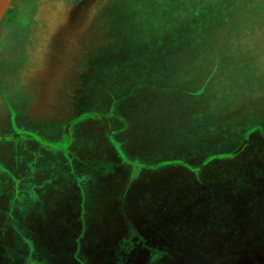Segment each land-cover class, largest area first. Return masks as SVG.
Returning <instances> with one entry per match:
<instances>
[{
    "label": "rangeland",
    "instance_id": "374dc122",
    "mask_svg": "<svg viewBox=\"0 0 264 264\" xmlns=\"http://www.w3.org/2000/svg\"><path fill=\"white\" fill-rule=\"evenodd\" d=\"M263 5L264 0H159L158 23L139 15L127 19L124 26L123 16H111L114 40L113 47L103 56L105 79L98 83L89 81L77 62L81 77L77 79L75 73H64L57 79L62 87L56 85L50 93L56 99L54 95L60 91L58 103L50 100V104L62 107L61 113H66L70 112V106L65 93L83 80L91 85L82 98L86 112L78 118L66 119L70 124L73 122L72 128L57 149L68 150L52 158L56 171L51 174L46 173L45 164L35 169L37 158L33 147L35 150L38 147L35 132L28 130H35L32 126L35 121L42 126L51 124L50 130L44 129L43 133L57 141L61 136L55 132L57 122L61 121L50 117L48 123L44 122L54 110L46 113L40 104L32 102L37 90L35 79H42L47 70L43 68L35 75L36 53L28 43L29 37L35 42V22L26 23L19 36H25V43L19 51L10 47L0 53L3 55L0 105L8 114L3 121L0 116V125L11 124L7 127V133L12 131L9 140L25 135L26 139L18 141L22 146L16 152L19 156L31 154L27 160H20L27 165L21 168L26 174L17 171L0 174V232H4V242L7 240L14 249L4 248L0 264H139L144 258L147 260L144 264H264V169L253 159L264 151L253 144L257 141L261 147L264 133L250 135L254 130L252 126L248 128L251 122L253 126L264 125V104L259 113L261 100L256 91L257 84L264 85ZM238 18H242L240 23ZM165 20H174L179 28L175 31L161 28L162 24L167 25ZM129 28L135 31L133 39L132 35L131 39L126 36ZM139 31L142 33L136 34ZM235 36L252 39L251 44L245 41L241 44L245 50L237 60H243L230 63L222 72L214 70L212 76L230 87L220 86L228 95L227 101L209 91L205 94L206 105L199 103L204 97L199 89L209 78L202 67L213 64L209 63L211 49L202 51H206L208 44L230 48ZM162 61H176L179 65L183 61L178 84H171V87L179 85L180 94L166 91L167 82L153 87L154 79L135 78L145 75L146 69L153 66L157 71ZM142 64L146 68H140ZM196 65L200 72V76H194L195 81L199 80L196 94L187 93L184 87L191 80L187 79L186 72H192ZM218 65L216 62L215 68ZM147 71L151 78L158 75ZM37 82L39 86L41 80ZM258 90L264 93V88ZM43 91L40 87L39 92ZM242 94L246 95L241 109L232 100ZM216 98L221 105L214 104ZM191 99L195 102H189ZM9 104L13 110L6 109ZM91 108L97 109L93 112ZM91 112L108 118L113 133H108L107 138L118 153V156H104L107 150L103 144L96 145V152L104 156L100 161L104 170L93 175L87 173V164L83 163L80 169L73 166L83 158L82 142L99 139L98 128L90 120ZM68 116L60 117L63 120ZM19 121L31 126L24 127ZM1 127L0 136H4ZM247 136L252 141L248 145ZM242 143L245 144L239 153L242 157L234 162L232 172H227L226 168H231L228 162L215 168L206 164V157L210 160L209 157L220 153L217 158L223 159L221 156L225 153L240 150ZM77 146L80 147L76 149ZM8 159L0 145V169H3L2 161L6 163ZM71 164L73 171L69 170ZM201 164L206 165L205 169L198 172ZM19 165L12 163L4 167L13 169ZM69 189L80 190L83 202L80 200L79 207L74 204L77 200ZM127 191L140 195L142 202ZM14 194L19 197L12 200ZM8 199L9 203L17 204L11 210ZM32 201L46 202L49 212L43 205L35 207ZM3 202L8 204L7 208L2 206ZM69 206L83 210V216L81 225L74 223L77 231L67 236L71 228L65 223L77 222L79 218L78 210L69 212ZM72 235L80 238L76 245L67 240ZM23 239L24 246L15 248L14 243L19 244ZM72 251L76 253V260L71 259L73 255L69 257Z\"/></svg>",
    "mask_w": 264,
    "mask_h": 264
},
{
    "label": "flooded vegetation",
    "instance_id": "af4514ba",
    "mask_svg": "<svg viewBox=\"0 0 264 264\" xmlns=\"http://www.w3.org/2000/svg\"><path fill=\"white\" fill-rule=\"evenodd\" d=\"M93 2L94 0H14L9 13L0 23L1 53L2 51L5 52L6 48L10 47L15 48L16 51H19L20 47L25 43V36L19 37L22 34L23 30L20 31L18 27H12V22H9L11 13L14 9H18L20 11V14H23V16H30V22H35V42L31 37H29L28 40V43L34 47L36 53L35 75L38 76L37 72L43 68L47 71L43 74L42 79H35V87H37V90L32 102L35 103V105L40 104L43 110L45 109L46 113L47 111H49V109L50 112L51 109L54 110V113L51 112L49 115H47V118L44 119V122L48 123V118L50 119V117L59 118V121L61 122H57L58 130L55 132V127H52V130L55 133L58 132L60 134L61 138L57 141L54 140L55 142H59L60 144L65 142L68 138L66 135L67 126L70 125V129L72 128L71 125L73 124V122L72 124H70V122H68V120L66 119H68L69 117L70 119L78 118L82 114H84V112H86L83 107L85 104L83 103V99L85 98L87 92H89L88 89L91 85L87 81L84 82L83 80L81 83H78L74 88H72L70 92H66L65 96L66 100L68 101V106H70V112L61 113L62 107L56 108L53 107L52 104H50V100H55L57 101V103L59 101V90H57V93H55L54 95L56 96V99H54L52 95L50 96L53 88L56 85L59 86L57 79L61 78L64 73L66 75L75 73V77L79 79L81 77V74L77 70L76 64L78 62L80 63L81 72L86 79H89V81H96L97 83L101 82L103 79H105V75L102 74V69L105 67V65H103V56L106 52L109 51L108 49L110 47H113L112 38L114 40V37L112 36V32L115 26H113L109 21L110 17L112 16V5H110L108 0L94 3ZM77 58L80 60H77ZM2 59L3 55H0V63ZM40 80L41 82L38 86L37 81ZM42 81H44V83H42ZM96 82L92 83V85L97 84ZM40 87H42L44 90L41 93L39 92ZM6 107V109L8 110L9 108L13 110L11 108V104L6 105ZM1 109L2 114L0 116L1 120L3 121L7 119L6 117L8 116V114L5 111L4 107H2ZM95 109L97 108H91L93 112L96 111ZM93 112L91 113L93 114ZM61 115L69 116L67 118H63L62 120V118L60 117ZM90 120L98 128L97 132L99 135V139H97V141H94L93 139L92 141L82 142L80 151L82 152L83 158L80 162L78 161L76 163H85L89 165L87 173H92L91 175L101 174L103 173L102 171L104 170V168L101 166L99 168H94V162L101 161L105 155L109 157L118 155L114 151L112 142H109L107 138L108 133H113L111 131L108 118L99 113H94ZM18 123L22 124L20 121ZM10 125H0L2 126L1 128H3L2 134H6L4 136H0V145L2 146V148H4V151L9 156V159L6 163H3L2 161V164H4V169L0 171V174L3 171H6L7 173H9L10 171H17L18 173L21 172L22 174H26V172H23V169H21L23 166H21L22 164L20 160H27L25 158H30L31 154L30 152H25L27 155L23 154L22 156H19L20 153L18 152L17 154L16 152L22 146V144L19 145L18 141H20L21 139H26V136L24 135L16 137V139H13L11 137L9 140L8 136H11L12 131L10 133H7V127H10ZM22 125L24 126V124ZM25 126H31V124ZM32 126L35 127V130H28L29 132L32 131L43 138H47L46 134L43 133V130H50L51 124L42 126L41 122L35 121V125ZM16 127L17 126H15V129ZM61 128L62 130H60ZM80 129L81 125L77 132ZM95 142L97 143L95 144ZM7 143L14 147L8 146ZM23 144L27 143L24 142ZM100 144H103L105 150H107V153H105L104 156H101L102 154L99 152L97 153L94 148L96 145ZM79 147L80 146H77L76 149ZM33 148L35 151V146ZM35 153L37 152L35 151ZM74 154H76V152L73 153V155ZM73 155L72 153L70 155L71 161ZM84 156L88 157L85 158ZM12 163L21 164V167L19 169L17 167L13 169H11L10 167H7L6 169L4 167ZM34 166L36 169V161ZM96 170L98 171V173L96 172ZM127 192H129V195H132L131 197L138 196V199L141 200L140 195H136L134 194V192L132 193L130 191ZM140 202H142V200ZM7 205L8 204L6 202L2 203L3 207L7 208ZM15 205L17 204L14 201H11L8 207L11 210ZM155 233L157 235L159 234L157 229H155ZM8 248L11 249L12 245L8 244ZM145 262H147L145 258L143 260H139V264H144Z\"/></svg>",
    "mask_w": 264,
    "mask_h": 264
},
{
    "label": "trees",
    "instance_id": "16d2710c",
    "mask_svg": "<svg viewBox=\"0 0 264 264\" xmlns=\"http://www.w3.org/2000/svg\"><path fill=\"white\" fill-rule=\"evenodd\" d=\"M101 1H107V0H94V2H101ZM236 1L239 2L240 0H236ZM108 2L110 3V5H112V8H111L112 16L120 14L121 16H123L125 18L124 26L127 25V19L129 21L131 18L135 19L139 15H145L149 19H151L154 23L155 22L158 23L157 19L159 18V15H160V10H159V6H158L159 0H108ZM259 9L261 10V7ZM30 21H31L30 16H23V14H20V11L18 9H14L13 10V12L11 13V17L9 19V22H12V27H18L20 30L22 28H24L26 23H29ZM232 21L233 20H230V22H232ZM241 21H242V18H238V23H240ZM165 22L167 23V25L163 26V24H162L161 28L163 27V29H167V30L173 29L175 31L177 28H179L178 24L174 20H165ZM223 28L226 29L225 25H224ZM141 31H143V29ZM141 31L136 32V34L142 33ZM125 32H126V36L129 39H131V35H132V39L134 38L135 31H133V30H131L129 28ZM143 32H145V30ZM145 34H146V32H145ZM215 39H216V37H215ZM244 41L248 42L249 44L252 43V39H250V38H248L246 36H243V37L235 36L234 40H233V43H230V45H232V47H230V48H220V47H218V45L217 46H213V44H208V48L206 49V51H202V53H203V52H207L209 50V48L211 49L209 51V56H210L209 57V63H213V64L209 65L208 67H202L203 73L206 72L205 75H207V72H208L209 78L202 83V85H201V87L199 89L200 90L199 91L200 94H202V93L204 94V97L202 99H199V103L203 102L206 105V98L207 97H205L206 96L205 94L206 93L209 94V91H210L211 95H217L218 94L219 97H220V100L224 99V100L227 101V96L228 95L226 94V91L223 88L220 89V86L222 84H224L226 86V88L227 87L230 88V87L226 83H224V81L219 82L216 79H213L212 76L214 74V70H219V71L222 72L223 68H226V66L229 65L230 63L238 64L239 62H241L243 60V59H241L239 61V60H237V57L239 56V53H241L242 51L245 50V49H241V44ZM262 43L263 42L261 41V44ZM203 46H207V45H203ZM257 60H256V63L258 62ZM181 62H183V61H180V65H179V62H176V61H162L160 63V65L158 66V70L157 71L154 70V66H153V67H150L149 69H146L147 73L145 75H143V76L142 75H137L135 78H142V79H147V80L154 79L155 81L151 83L152 84L151 86H153V87L159 86V84H158L159 82H167L168 85H166L167 86L166 87V91L168 89V91L170 90V92H172L174 94H178V92H179L178 86L179 85H177V86L175 85L174 87H171V84L172 83L173 84H178L179 79H180L179 77L182 76ZM187 62H189V61H187ZM203 62H201V63H203ZM216 62L219 64L217 68H215ZM142 65H144V66H142L140 68H144L145 67V64H142ZM247 65H248V63H247ZM165 69H167V70L165 71ZM147 70H149L150 73L157 72L158 75L156 77L152 76V78H151L150 76H147V75H149ZM197 74H199V76H200L199 66H197V65L193 69L192 72L191 71H190V73L186 72L187 79L191 80V84L187 83V84H185V87H184L185 88L184 91H186L187 93H195L196 92V88L198 87L199 80L195 81V77L194 76H196ZM254 75L257 77V74L254 73ZM195 83H197L196 87L194 85ZM145 85L149 86V84H145ZM190 85H193V87H189ZM139 88H142V87H139ZM258 88L263 89L264 85L263 86L262 85L258 86V84H257V86H256L257 95H258V97L261 100V103H259V106H258V112H259L260 108H262V105L264 104V99H263L264 93H258L259 92ZM179 94H180V92H179ZM244 95H246V94H242L238 99L232 100V104H235L234 101H236V103L238 105H240L241 109H242L243 106L245 105ZM160 99H161V101L164 100L161 97H160ZM189 102H193L194 103L195 99H191ZM249 102H250V100H249ZM214 104L216 106L217 105H221L218 102L217 98L214 99ZM198 111L199 110H197V112ZM232 111L234 113V109L231 108V112ZM185 116H189V115H185ZM223 117L226 118V116H223ZM232 118L233 117H231V119ZM198 119H200L202 121H205V118H202V117H199ZM257 123H255V125H257ZM250 126H252V127H250ZM249 127L252 130H254V131H250V133H249L250 135H251L252 132L253 133L254 132H259L261 134L264 133V125L263 126L262 125L261 126H253L252 122H251V123L248 124V128ZM248 128H246V129H248ZM255 130H257V131H255ZM32 137H33V135H32ZM156 137L158 138V136H156ZM220 137H219V141L218 142L221 141L222 137L221 138ZM247 138H249V137L247 136ZM157 140H160V137ZM213 141L218 143L216 139L213 140ZM251 142L252 141L249 138L248 141L246 142V144L248 145ZM35 144L38 147V149L35 150L37 152V153H35V158H37V160H36L37 168H39V167H41V165L45 164V166L47 168L46 173L51 174L53 171H56V169H55L56 166H55V163L52 160V158L53 157H57L59 155L66 154L67 150H58L57 147H59V144H60L59 142L47 140V139L42 138L41 136L37 135L36 133H35ZM253 144L254 145L256 144V147L259 150H260V148H264V142L261 143L262 144L261 147L258 146L257 141L256 142L254 141ZM244 146H245V144L242 143V147L240 148V150H238L236 152H233V153H230V152H227L225 154L223 153L224 155L221 156V158H223V159L217 158V157H220V153H218L217 155H219V156L213 155L212 157H209V158H211L210 160L207 159V157L204 160H206V164L210 163V165L214 166V168L218 166L217 164H220V166H222L223 164L228 162V164L230 165L231 168H226L228 170L227 172H232L233 168L235 167V165L233 166L234 162L236 163L238 161V159L240 157H242V156H239V153L243 150L242 148H244ZM114 151L116 152V148L115 147H114ZM116 154L118 155L117 152H116ZM254 154H256V153L254 152L253 154H250L248 156H253ZM243 156H245V155H243ZM253 159L258 164V167L263 170L264 169V165H263V163H264V151L259 156H257V155L253 156ZM212 161H214V162H212ZM70 162L73 163L71 160H70ZM203 164H205V161L203 162ZM20 165L17 167L18 169L21 166H27V165H24V164H22L21 166ZM73 166H75V167L77 166L76 168L80 169L83 166V163L74 164ZM100 166H101L100 165V161L94 162V168H99ZM205 166L206 165H202L201 164L199 166V170H197V171L199 172L200 169L204 170ZM3 169H0V171H2ZM69 170H72V164H71V167H69ZM9 173L12 174L13 172L10 171ZM68 173L72 175V172H68ZM38 174H40V173L38 172ZM64 181L66 182V180H64ZM70 191L72 192L71 194H74V196H75L74 200H77L74 204H77L78 207H79L80 206L79 205L80 200H81V202H83V199H82L83 197L80 194V190L78 192H77V189L75 191L73 189L70 190ZM18 197H19V195L14 194V196L12 197V200H14V199H16ZM32 203L35 205V207L39 206V205H43V207H42L43 209L48 210V212L50 210L49 204H46V202L38 201V202L34 203L32 201ZM67 203H68V205H71V201H68V199H67ZM77 210H78V213H79V218H78L77 222L65 223V224H70L68 227L71 228V230L69 231V234L67 236H69L70 234H74L77 231V226L74 223H76V224L80 223V225L82 223L83 210H81L79 208L76 209V208H73L72 206H69V212L74 213ZM41 219H43V218H41ZM26 226L30 227L27 224H26ZM3 233L4 232H0V257H1V259H3L4 248H6V246H8V244H9V242L7 240L4 242ZM79 235H80V233H79ZM37 236L39 238V235H37ZM79 239L80 238L72 235L67 240H69L71 243H73V245H76V243L78 242ZM24 242H25L24 239H23V242H22V240H20L19 244L17 242H15L14 243V247L17 248L18 245L20 247L22 245L24 246ZM9 250L12 251L14 249H9ZM74 254H76L74 251H72V253L71 252L69 253V257H70V255H71V257L73 255L72 258L70 257L72 260H76L74 258V256H75Z\"/></svg>",
    "mask_w": 264,
    "mask_h": 264
},
{
    "label": "water",
    "instance_id": "95a60500",
    "mask_svg": "<svg viewBox=\"0 0 264 264\" xmlns=\"http://www.w3.org/2000/svg\"><path fill=\"white\" fill-rule=\"evenodd\" d=\"M13 2L14 0H0V23L9 13ZM66 135H69V125L67 126Z\"/></svg>",
    "mask_w": 264,
    "mask_h": 264
}]
</instances>
